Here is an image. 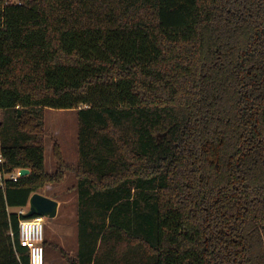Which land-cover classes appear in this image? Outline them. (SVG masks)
<instances>
[{
    "label": "trees",
    "instance_id": "1",
    "mask_svg": "<svg viewBox=\"0 0 264 264\" xmlns=\"http://www.w3.org/2000/svg\"><path fill=\"white\" fill-rule=\"evenodd\" d=\"M48 108L77 111L75 168L55 143L46 170ZM0 151L31 171L0 186V264L70 171L67 264H264V0H0Z\"/></svg>",
    "mask_w": 264,
    "mask_h": 264
},
{
    "label": "rangeland",
    "instance_id": "2",
    "mask_svg": "<svg viewBox=\"0 0 264 264\" xmlns=\"http://www.w3.org/2000/svg\"><path fill=\"white\" fill-rule=\"evenodd\" d=\"M46 170L55 171L53 146L58 143L65 162L75 168L78 163V119L76 110L46 109ZM22 170V169H21ZM31 174V172H30ZM77 180L72 171L59 184L46 186L43 194L59 203L58 215L45 219V239L47 240L46 264H67L63 252L75 256L77 251ZM56 246L57 249L53 247Z\"/></svg>",
    "mask_w": 264,
    "mask_h": 264
},
{
    "label": "built area",
    "instance_id": "3",
    "mask_svg": "<svg viewBox=\"0 0 264 264\" xmlns=\"http://www.w3.org/2000/svg\"><path fill=\"white\" fill-rule=\"evenodd\" d=\"M4 161L3 154L0 151V186H4L6 179H11L16 182L18 179L22 178L20 174L21 169H17L11 174H5L2 170ZM28 208L19 209L18 214L25 215ZM45 219L44 217H33L20 221V243L29 251V264H46V251L44 247V242L46 240Z\"/></svg>",
    "mask_w": 264,
    "mask_h": 264
},
{
    "label": "water",
    "instance_id": "4",
    "mask_svg": "<svg viewBox=\"0 0 264 264\" xmlns=\"http://www.w3.org/2000/svg\"><path fill=\"white\" fill-rule=\"evenodd\" d=\"M29 169H22L20 174L22 177L30 175ZM28 211L25 214L26 219L33 217H44L46 219H54L58 215L59 203L43 194L35 193L29 200Z\"/></svg>",
    "mask_w": 264,
    "mask_h": 264
}]
</instances>
